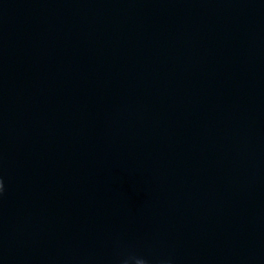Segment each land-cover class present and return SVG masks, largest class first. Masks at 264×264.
<instances>
[{"label":"clouds","instance_id":"1","mask_svg":"<svg viewBox=\"0 0 264 264\" xmlns=\"http://www.w3.org/2000/svg\"><path fill=\"white\" fill-rule=\"evenodd\" d=\"M2 190H3V182L2 180H0V191ZM124 264H128V262L124 261ZM135 264H148V261L146 259L139 258L135 260Z\"/></svg>","mask_w":264,"mask_h":264}]
</instances>
